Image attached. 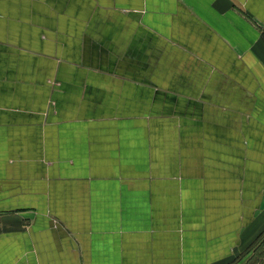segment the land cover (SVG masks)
Returning <instances> with one entry per match:
<instances>
[{
	"label": "crops",
	"instance_id": "crops-1",
	"mask_svg": "<svg viewBox=\"0 0 264 264\" xmlns=\"http://www.w3.org/2000/svg\"><path fill=\"white\" fill-rule=\"evenodd\" d=\"M0 264H264V0H0Z\"/></svg>",
	"mask_w": 264,
	"mask_h": 264
}]
</instances>
